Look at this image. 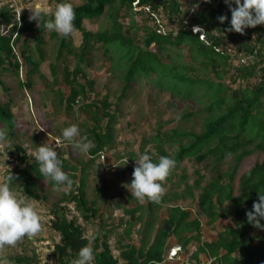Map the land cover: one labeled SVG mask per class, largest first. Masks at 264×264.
Listing matches in <instances>:
<instances>
[{"label": "trees", "instance_id": "1", "mask_svg": "<svg viewBox=\"0 0 264 264\" xmlns=\"http://www.w3.org/2000/svg\"><path fill=\"white\" fill-rule=\"evenodd\" d=\"M59 2L70 1L59 0ZM191 3L196 4L194 11H191L190 5L184 7L181 0H85L79 5L73 4L74 30L80 31L83 36L76 50L73 47L71 36L65 38L52 32V37L58 41V53L61 54L66 50L77 57L73 68H70L68 64L64 66V81L71 87L70 94L63 99L65 108L71 109L76 99L79 96L86 97L87 92L96 94L90 103L82 104L94 124L90 125L89 122L90 127H87L89 135L86 136L93 141L94 145L90 150L91 157L87 166L82 168L81 165L72 164L64 158L62 152L58 153V158L62 161V170L74 181L71 190L64 192L58 199L56 207L51 209L54 216L51 220L52 225L62 236L61 243L56 244L54 248L58 264H71V261L78 257L79 250L88 245L91 240L85 236V230L78 222V218L68 215V204L74 202L76 209L81 212L86 221L103 214L96 207V202L87 198V168L95 161L97 152L103 151L114 141L113 131L117 117L115 111H113L114 114L111 113L113 101L109 95L107 93L101 95L95 91L94 79L87 80L86 67L89 64L88 58L91 51L97 47L95 44L102 45L104 50L108 51L109 49L104 46L110 43H118L127 49L124 52V59L129 66V78L123 86L122 97L126 95L135 72H156L159 71L161 65H168V73L175 79L173 87L156 82L158 88L171 90L183 96H194L203 103V110L206 112L200 132L194 129L181 130L175 126L164 129V122L158 121L150 139L142 142L140 150L143 154L149 153L145 150L146 144L155 142L156 150L160 154L175 159V168L186 158L199 161L211 158L212 167L217 171L219 166L226 161L229 162L226 171L220 172L204 185H202L204 175L196 169L198 177L192 183L185 182L182 190L179 187L174 189L173 184L178 186L179 183L173 179L174 171H172L164 183L166 194L161 202L164 203L172 198L189 197L197 202L198 211L205 213L210 221L226 218L231 214L234 216V227L221 235L222 240L220 239L227 244L225 246L227 254L243 251L240 264H264V234H261L264 230L254 228L247 222L246 217V212L252 210L253 203L258 202V193L264 194V161L257 160L250 169L241 174L238 195L234 194L232 183L241 163L247 156L256 151L264 152V25L245 29L244 34L224 32L231 20V12L224 0H211L209 3L204 0H193ZM106 8L109 10L108 13H106ZM103 15L111 21L109 25L97 31L85 27V19L92 20ZM135 15L139 16L144 24V36L138 42L140 44L135 43L134 37L130 35V32L135 31L137 34L139 30L140 25L136 22ZM156 15L161 22L162 19H166V21L163 20L164 23L162 22L163 31H159V25L155 22ZM220 15L228 17L223 24L217 19ZM124 16L130 17L128 25H124L126 23L121 20ZM185 16H188L187 21L184 20ZM19 18L8 5L0 6V68L6 69V64H8L15 69L17 75L22 69L23 59L26 64H33L32 71L39 68L44 55L41 48L43 39L39 32L45 29L44 21L48 19L44 16L40 26L35 29L26 15H20ZM145 23H149V26ZM193 24H198L205 29V39L193 33L191 29ZM26 32L28 33L23 38ZM30 33L35 36L36 47L40 55L35 58L29 49L22 48L21 60L15 50L17 46L19 47V43H27V36ZM152 45L156 50L151 49ZM172 47L176 49L184 47L192 51L201 69L207 71L205 74L207 76L214 74L218 81L194 73L198 71L195 65L189 66L192 70L188 72L181 71L177 63L171 64L168 59L172 56ZM113 59L111 56V61ZM241 59L244 61L242 62ZM154 61L157 64L153 63ZM112 66L113 64L111 69H113ZM54 70L53 66L52 73L55 76ZM225 72H229L230 83L223 81V79H229L224 76ZM55 79L58 81L57 77ZM181 82H186L190 85L188 87L194 89H179ZM237 82V87L232 88L231 83ZM0 84L6 91L9 90L1 79ZM194 114L195 112L187 111L183 116L189 119ZM0 120L7 126V136L15 135L17 119L9 106L5 104H0ZM47 136V134L44 135L45 138ZM45 138H43L44 141ZM35 141L36 147L44 143V141ZM175 144L177 150L172 156L167 152L166 146ZM5 149L9 150V148ZM14 151L17 153L18 162L24 166H16L7 170V175L11 172L15 177L11 182V187L16 185L24 190L28 198L39 199L40 196L35 191L37 184L33 176L38 175L44 178L39 173L38 163L32 155H28L26 148L16 145ZM226 153H231V157H226ZM29 156L32 157V161ZM132 167L130 166L131 170H133ZM181 177L184 179L187 174L183 173ZM171 181L173 184L168 187L167 184ZM196 190L199 192L196 193ZM226 201L235 207L236 212H230L229 207L224 205ZM152 203L150 202L148 207H152ZM136 210L126 211L130 214V218L122 227L121 238L117 240L118 243L125 242L118 246V257L113 254L109 243V233L123 225L120 223L118 226L105 228V223L102 222L101 229H98L92 238L93 264H119L120 258L125 261V264H162L166 253V242L170 236L175 234L182 245L186 246L188 238L176 231L191 225H195V228L200 227L198 219H189L190 211L173 205L169 209V217L165 219L163 226L158 229L154 237L152 236L158 220L153 217L150 220H144L142 215L137 217V221L141 223L140 229L137 230L140 236V244L137 246L132 241ZM147 212L154 216L150 210ZM261 223L264 224V220ZM199 231L197 234L200 235ZM126 239L128 241H124ZM255 240H258L256 244H254ZM218 246L217 249L220 248V245ZM14 260L25 261L22 258Z\"/></svg>", "mask_w": 264, "mask_h": 264}, {"label": "rangeland", "instance_id": "2", "mask_svg": "<svg viewBox=\"0 0 264 264\" xmlns=\"http://www.w3.org/2000/svg\"><path fill=\"white\" fill-rule=\"evenodd\" d=\"M69 1L72 4L79 5L85 0ZM181 1L183 2L184 7L190 5L191 10L195 8V5L191 4L193 0ZM57 3H60L59 0H0V6L8 5L15 13H17L18 18L20 15H26L27 19L31 21V24L35 29L37 27V22L29 19L31 12L25 7L31 6L37 9L43 8L50 13L54 11ZM108 12L109 10L106 8V13ZM135 16L137 19L136 22L140 25H138L139 30L137 31V34H135V31H133V33L130 32V35L134 37L133 39L135 43L140 44L138 42L143 39L144 24L140 21L139 16ZM121 20L126 23H123L124 25H128L130 17L124 16L121 17ZM163 20L166 21V19H162L163 23ZM109 22L111 21L103 15L92 20L85 19L84 25L87 29L97 31L102 29V27L109 25ZM145 24L149 26V23ZM172 27L174 28L175 26ZM27 33L28 32L23 35V38ZM39 35L42 36L43 39L41 48L44 54L39 68L32 71L34 69L33 64H26L24 59L22 61L23 66L19 75H17L15 69L8 66V64H6L7 70L0 68V79L3 80L9 88V90L6 91L0 84V104L9 106L17 119L15 135L7 136L10 146L6 148H9V150L0 148V180H3L7 175L8 169H13L16 166H24V164L21 165L17 160V153L14 151L16 145L26 148L28 155H31V151H33L37 145L35 140L41 142L44 141L43 138H45L44 135L46 134L41 133L42 131L54 135L56 132L62 131L63 128L68 127L71 124H77L82 136L89 135L87 127H90L92 120L90 119V115L84 110V106L73 105L71 109H67L65 108V102L63 101L64 98L66 99L64 94L68 93L69 95L71 91L70 85L65 84L64 82V66L68 64L70 68H73L76 64L77 57L74 54L68 53L66 50L59 54L58 41L55 37H52V32H48L44 29L39 32ZM82 38V33L78 30H74L71 39L75 50L81 44ZM95 46L97 47L91 51L88 58L89 64L86 67L87 80L94 79L95 91L99 92L101 95H105L106 93L109 95L110 99L113 101L111 113L114 114L113 111H115L117 117L113 131L115 138L108 147V150L110 151L109 153H112V156L110 157L112 158V162L109 164L111 168H105L108 164L105 160H100L101 164L92 163L87 168V198L90 201H95L96 207L99 208L103 214H99L94 219L86 221L83 219L81 212L76 209L74 202L68 204V215L70 217L76 216L78 218V222L85 230V236L91 239V241L95 236L96 231L101 229L102 222L105 223V228H112L116 225H120L118 219L123 217V209L117 207L118 202L123 207H126L130 203L128 198L133 201V199L128 196L130 191L123 186L131 183L129 182L130 177H132L129 167L135 166V159L143 154L140 150L142 142L143 140L150 139L151 135L155 132L157 122H164V129H167L170 126H175L179 127L181 130L194 129L200 132L203 126L202 122L206 116V112L203 110V103L199 101L198 98L194 96H183L182 94L172 92L171 90L159 89L155 84L156 82H160L164 86L173 87L175 79L174 76L168 73V65H161L159 71L156 72H135L132 76L133 79L131 80L126 95L122 97L123 86L129 78V66H127L124 59V52L127 51V49L123 46L121 47L118 43L106 44L104 47L109 49L108 51H105L102 45L95 44ZM22 48L29 49V52L32 53L35 58H38L40 55L36 47L35 36L32 35V33L28 34L27 43H19V47L17 46L15 50L21 60ZM151 49L156 50L154 45L151 46ZM171 51L172 56L168 61L171 64L177 63L181 71L190 72L192 69H190L189 66L192 67L195 65L197 66L198 71L196 70L194 73H198L199 76L206 77L207 79L209 78L218 81V78H216L214 74H210L209 76L205 74L207 71L201 69V65L197 62V59L194 58L192 51L184 47H180L179 49L172 47ZM111 56L114 58L113 61H111ZM153 63L157 64L155 61ZM112 64L113 69H111ZM53 66L55 68V76L52 73ZM224 76L229 79H223V81L230 83L229 72H225ZM55 77H57L58 81ZM29 82H31L30 85ZM238 82L231 83L232 88H236ZM188 86L190 85L186 82H181L178 88H191ZM191 89L193 90L194 88ZM80 101L82 102L84 99L80 97ZM46 106L47 108H45ZM187 111L195 112V114L191 116V118L185 119L183 115ZM65 117L70 120L65 119ZM171 119L174 120L172 121ZM103 123L105 124L106 120ZM49 126H51V130L49 129ZM0 127L7 129L5 122L2 120H0ZM155 144V142H148L145 146V150H148V155L154 159L153 162H158L159 157L163 155L156 150ZM166 147L168 148L167 152L174 156V153L177 150V145H167ZM70 148L71 146L65 141L62 149L67 157L70 156L68 155V150H70ZM106 155L108 156V154ZM107 156H105V159ZM131 156L133 157L130 158ZM29 157L31 159L30 161H32V157ZM76 157L77 161L73 159L72 162H81L77 165H81L80 167L82 168L87 166L88 163L87 160H85V155L76 154ZM98 158L99 157L96 156L95 160ZM117 158L118 160H116ZM257 160L264 161L263 151L254 152L247 156L241 163L235 179L232 182L235 195L240 193L239 178L241 174L250 169ZM212 164L211 158L201 161L193 158H186L177 168L172 170L174 171L173 179L177 181L179 185L176 186V184H173L171 181L172 183L169 182L170 184L168 183L167 186L171 187L173 184L175 186L174 189L179 187L180 190H182L185 187V182L192 183L194 179L198 177V174L195 171L196 169H199L200 174L204 175V178L202 179V185H204L209 180L213 179V177L219 175L220 172L226 171L229 162L226 161L219 166V168H217L218 171L212 167ZM121 173H125L126 178L122 177ZM183 173L187 174V177L184 179L182 177L180 178V175ZM115 177H118V180H116ZM33 180L37 184L35 191L39 194L40 198L28 199L35 205L40 214L42 231L31 239L25 236L15 247L6 246L5 249L0 251V255L7 256L12 264H58L56 262L54 248L56 244L61 243L62 236L52 225L51 220L54 216L51 209L56 207L58 199L64 192L53 191V185L50 181L42 179L38 175H34ZM11 188L21 196L26 195L24 190L16 185ZM120 190L124 192L123 196H119L118 191ZM197 192H199V190H196V193ZM187 198L189 200L179 201L178 203L187 207L189 204H192L191 199L189 197ZM161 204V201L159 203H153L152 213L154 216L143 214V216H148V218L144 219L150 220L152 217L157 218V209ZM224 205L229 207L230 212H236L235 207L228 201H226ZM165 207L163 208L166 209ZM147 209H149V207H144L143 211L147 212ZM164 209L163 211L166 212L167 209ZM230 217L233 221L234 216H231L230 214ZM121 223L123 224L124 220ZM121 233V228H116L113 232L109 233V243L112 247L113 254L117 257L119 256V251L116 249V246L117 240L121 238ZM261 233L264 234V231ZM17 258L25 259V261L17 262L14 260ZM119 264H125V261L120 260Z\"/></svg>", "mask_w": 264, "mask_h": 264}, {"label": "clouds", "instance_id": "3", "mask_svg": "<svg viewBox=\"0 0 264 264\" xmlns=\"http://www.w3.org/2000/svg\"><path fill=\"white\" fill-rule=\"evenodd\" d=\"M204 2L209 3L211 0H204ZM224 3L231 12L229 27L224 32L244 34L245 29L264 25V0H224ZM25 8L30 10L29 19L36 21L38 27L43 17L48 16V19L44 21V28L48 32L54 31L65 38L70 37L74 32L75 11L70 2L57 3L54 11L50 13L43 8L37 9L31 6ZM217 19L219 23L223 24L228 20V17L220 15ZM198 30L203 29L193 28V32H198ZM93 95L96 96L94 92H87L86 97L79 96L74 105L81 106L90 103L94 99ZM80 97L84 101L81 102ZM62 138L55 137L52 142L45 140L42 145L31 151V155L39 165V173L45 180L52 182L53 191L56 192H68L74 184L69 175L62 170V161L58 158V153L62 152L64 158L68 159L62 149L64 141L72 147L76 154H88L89 158L91 157L90 150L94 147L93 142L87 136L81 135L77 124L63 128ZM9 146L7 131L0 127V148ZM105 154L104 148L103 151H98L95 157L98 156V159L104 160ZM68 155L71 156L72 153L69 151ZM231 155V153H226V157H231ZM175 167L176 161L173 158L160 156L158 162H153L150 155L141 154L135 159L131 183L123 186L141 204L159 203L166 194L164 183ZM14 179L15 177L10 172L3 180H0V251L6 246L15 247L25 236L30 239L34 238L42 231L41 217L35 205L26 195L21 196L12 190L11 182ZM246 217L247 222L254 228L264 230V224L261 223L264 220V194L258 193V202L253 203L252 210L246 212ZM177 246L181 247V250H177L180 257L185 247L182 244H176L167 250L165 259L176 258H170L169 252ZM93 260L94 250L90 240L88 245L79 250L78 257L73 259L71 264H93ZM0 264H12V262L7 256L0 255Z\"/></svg>", "mask_w": 264, "mask_h": 264}, {"label": "crops", "instance_id": "4", "mask_svg": "<svg viewBox=\"0 0 264 264\" xmlns=\"http://www.w3.org/2000/svg\"><path fill=\"white\" fill-rule=\"evenodd\" d=\"M58 90H59V88H58ZM65 96L67 97L68 93H65L64 97ZM45 108H47V106ZM45 111H46V109H45ZM65 119H67V117H65ZM67 120H70V119H67ZM77 120L80 121L79 119H77ZM49 129L51 130V126H49ZM42 133H45V132L43 131ZM46 134L48 135L47 138H45V140L47 142L48 141L52 142V139L55 137H60L61 139H63L62 138V131L56 132L54 135H52L51 133H46ZM108 147H109V145H107L105 147L106 154H108V156L105 154V156H107V157H106V159H104L105 161L108 162V164L105 167L106 169L111 168V166L109 164H111V162H112V158H110L112 156V153H109L110 151L108 150ZM69 151L72 153V155L70 157L66 156V158H68L72 164H80L81 162H76V163L72 162L73 159H75V161H77L76 153L74 152L72 147L70 148ZM85 160H87V162L90 161L88 154L85 155ZM100 160H102V159L101 158L97 159L93 163L101 164ZM116 160H118V158ZM134 165H135V163H134ZM134 167L135 166L132 167L133 170H134ZM133 170H131V168H130L131 173L133 172ZM121 176L126 178L125 173H121ZM87 179H88V177H87ZM115 179L118 180V177H115ZM131 180H132V178L130 177L129 182H131ZM87 181L88 180H86V183L88 185ZM118 193H119V196L124 195V192L121 190L118 191ZM128 196L131 199H133V201H131L128 198L130 203L126 207H123L119 202L117 204V207H120V209L121 208L123 209V217L119 218L118 221H119V223H121L124 220V223L122 224L123 226L120 227L122 230V227H124V225H126V222L130 218V214H128L126 211L137 209L136 213L134 214V220H133L134 221L133 222L134 231H133V240L132 241L135 245L139 246L140 236L137 233V230L140 228L141 223L139 221H137L138 220L137 217L140 215L143 216V214L149 215L148 212L143 211V209H144V207H148L150 202H146L143 204L139 203L134 197L131 196V192L129 193ZM186 200H189V199L183 198V197L172 198L171 200H168L164 203L162 202V204L157 209V214H156L157 218L156 219L158 221L156 223V229L154 230L152 237H154L156 235L158 229L163 226L165 219H167L169 217V215H170L169 209L173 205L181 206L183 209L190 211L189 219H191V220L198 219L200 221V227H198V228H195V225L194 226L191 225L189 227H184V228H181V229L176 231V232H178V234L182 233L183 237H185V238L187 237L188 243L186 246H184L185 250H184V252H182L180 254V258H175V259H171V260L164 258L162 264H206V263L208 264L210 262H212V264H240L242 262L241 254L243 253V251H235L231 255H228L227 249L225 248V246L227 244L225 242L221 241L222 240L221 235H224L230 228L234 227L233 221L230 219L231 218L230 215L227 216L226 218H218L214 221H210L209 217L205 213H200L198 211L197 202L191 200L192 204H189L187 207L182 206V205H180V203H178L179 201H186ZM140 205L142 207L139 208L138 206H140ZM163 207H165L167 210L164 209ZM163 209L166 210V212H164ZM148 210H150V213H152V207L151 206L149 207V209H147V211ZM142 218L143 219L148 218V216H143ZM153 218H155V217H153ZM198 231H199L200 235L197 234ZM261 234H263V233H261ZM195 235H196V237H194ZM124 241H128V240L126 239ZM257 242H258V240H255L254 244H256ZM124 243L125 242H123V243L117 242L116 249L118 250V246L121 244H124ZM176 244H182V243L179 240V238L177 236H175V234H173L172 236H170L167 239L166 253L170 247H172ZM218 245H220L219 249H217L219 247ZM166 253H165V255H166ZM189 256H191V257H189ZM188 259H189V262H187ZM120 260H123V259L120 258L119 261ZM242 264H244V263H242Z\"/></svg>", "mask_w": 264, "mask_h": 264}, {"label": "built area", "instance_id": "5", "mask_svg": "<svg viewBox=\"0 0 264 264\" xmlns=\"http://www.w3.org/2000/svg\"><path fill=\"white\" fill-rule=\"evenodd\" d=\"M191 4H193V3H191ZM194 5H196V4H194ZM195 8H196V6H195ZM195 8L192 9L191 11H194ZM155 17H156V20H155V21H156V23H158V25H159V31H163L164 28H162V22H161V20L157 17V15H156ZM185 18H186V19H184V20L187 21L188 16H185ZM194 27H200V28L203 29V30H198V32H193V33H195V34H199V36H200L201 39H205V38H206V35H205V29H204L203 27H201L200 25H198V24H193V25H191V29H192V31H193V28H194ZM241 61L243 62L244 59H241ZM102 157H103V156H102ZM177 250H181V247H180V246H177V247H175V249L171 250V251L169 252V257H170V258H174V257H176V258H180L179 255L177 254ZM208 264H211V262L208 263Z\"/></svg>", "mask_w": 264, "mask_h": 264}]
</instances>
